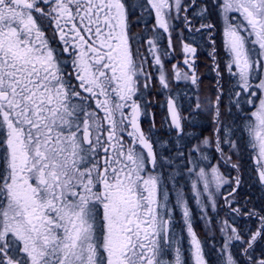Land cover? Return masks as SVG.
I'll return each instance as SVG.
<instances>
[{
    "label": "rangeland",
    "instance_id": "rangeland-1",
    "mask_svg": "<svg viewBox=\"0 0 264 264\" xmlns=\"http://www.w3.org/2000/svg\"><path fill=\"white\" fill-rule=\"evenodd\" d=\"M53 1L57 0H37V3L40 7L45 9L47 7L49 11H53L55 7ZM121 1L128 9L132 32L130 40L134 41L132 47L135 52L128 54H138L135 61L145 62V68L140 63L144 72L129 74L130 88L134 82L139 83L134 95L132 90L121 92L125 81L122 80L124 73L117 71L114 75L107 74L106 80V74H103L100 68L96 71L98 83H95L94 90L88 91L87 99L83 96L85 95L83 91L67 90L66 104H60V110L50 116L44 129L48 128V138H54L56 135L63 137L65 144H59L58 141L57 144L51 142L54 146L53 152H62V155H65V170L77 168L81 177L82 192L78 195V200L71 201L65 198L62 200L64 201L62 208L52 207L48 211L49 214L45 215L38 200L39 217L36 216L35 220L40 227H43L37 230L38 233H23L26 227H30L24 215L23 201H28L29 196L36 195L37 190L43 189L42 165L35 160L34 155L38 148L37 144L41 142L44 145V139L41 141V135L38 136L41 133V126L35 127L37 122L31 125L29 119L25 117V110L20 106L14 111L9 105L0 107L2 109L0 111V264H107L108 246L113 245L117 234H112L111 231L112 216L106 211V198L103 203L97 205L98 209L94 205L104 196L94 183L97 185L98 179H101V166L105 162V157L109 159L113 156L116 164L123 162L124 156L128 153L127 148L124 150L127 132L131 129L126 117L127 102L130 104L139 99L146 114L152 105H155L154 109L157 111L158 104L170 94L175 97L182 109L185 124L183 133L175 132L169 120H166L168 116L165 119L160 112L159 114L156 112L155 115L156 127L150 122V117L147 118V133L159 144V161L166 170L170 184L174 189L176 185L178 190L175 201L170 204L163 202L162 211H167V219L171 222L170 245L164 246L167 244L162 243L163 246L161 245L156 252L157 264H258L256 261L264 258V189L259 186L249 162L253 160H250L252 154H258L264 167V82L259 85V81L264 80V0H256L259 2L257 7L249 6L252 12L244 11L242 8L237 9V0H217L225 5L222 11L212 8L206 10L205 14L203 11L195 12L198 21L215 23L217 27L219 25L227 50L230 46H235L236 41L241 45L242 50L247 46L258 47V68L252 60L253 69L250 71L256 69L257 94L263 92V96L258 97L257 107L247 120L237 119L235 114L237 112H233L230 102L232 98L229 95L231 88L226 89L223 102L220 101V90L216 86L217 76L211 66L207 68L202 62L209 65L210 63L203 57L195 58L197 48L200 52L203 51L201 42L207 41L208 33L202 35L187 31L183 14L185 0ZM210 1L216 2V0ZM57 3L65 8L66 14H64L67 15L61 19L65 30L61 25H56L58 30H63L59 34L66 36L61 43L65 46L67 54L65 57L78 54L71 60L64 57L66 77L72 78L73 84L81 80L80 84L87 87L95 79V73L86 70L87 66L83 65L88 59L85 49L80 48L79 44L72 45L77 31L72 24L83 27L85 23L89 34L90 25L96 24L90 10L94 2L58 0ZM211 6L213 7V4ZM80 7L84 10L78 14L74 10ZM159 10L165 18L160 26L155 25L152 29L153 14L154 12L157 14ZM19 13L24 16H21L18 24L12 23L11 19L0 24V45L3 47L0 63L4 61V54L14 58L18 64L22 61L19 59L21 54L27 52L29 55L31 51L23 50L21 44L17 43L20 39H25L28 33L34 34V40L37 41L36 30L40 24L35 18V13L20 11ZM9 14L7 18L12 17V14ZM95 14L97 19L103 17L101 7L95 9ZM69 16L73 17L72 23H70L72 19H68ZM119 26L115 22L114 29L118 30ZM101 28L105 31L102 26L98 27L99 30ZM234 31L237 32L236 35ZM140 32L145 34L139 40L137 35ZM49 33H52L51 30ZM250 33L256 35L251 41L247 37ZM17 35L19 38L16 37ZM211 36L214 38L213 35ZM44 42L45 40L33 44L32 51L42 52L39 60L45 57L48 63H52L58 52L54 48L46 47L48 44L44 45ZM154 43L159 46V48L155 46L157 52H153L150 45L151 52H148L146 44ZM115 45H118L121 54H125L120 41ZM43 47L45 50L42 49ZM210 50L211 48L207 55L203 51L204 56H208ZM243 54L246 56V52ZM34 56H37L36 53ZM238 63L237 58H234L233 64ZM200 64L201 70H199ZM225 66L234 67L231 62H226ZM8 72L14 73L9 70ZM249 78L250 76L247 82L240 81L245 86L247 94L252 88ZM67 83L71 84L69 81ZM77 92L81 93L82 99L69 101V95H77ZM90 94L94 96L90 104L95 105L96 109L87 107ZM237 94L239 96V93ZM246 103L248 107L251 105L247 98ZM18 112L22 114L18 115ZM9 116L16 118L17 121L13 122L15 126L11 125ZM34 127L36 134L31 131ZM254 127L255 134L251 136L252 141H249L248 133H246L248 138H242L244 131H252ZM84 128H90L94 132L95 140L92 147H86L83 143L81 134ZM218 140L221 142V152L217 150L220 148L217 146ZM22 148L24 154L29 153L30 157L25 164H20L18 171V153ZM70 148L71 155H69ZM130 150L133 151V155L135 154L140 169H144L148 165V157H144L141 151L134 148ZM21 157L23 158L22 154ZM74 160H76L75 164ZM229 163L235 165L231 166ZM239 163H242L243 168L240 190L248 191L249 186L254 187L253 192H259L258 198L253 195L254 202L242 197L234 203L233 195L225 200L222 198L228 192L223 193V189L229 184V188L237 186L235 181L238 179ZM34 164L40 165L38 171H32ZM32 173L39 182L31 180ZM236 174L237 179L234 178ZM71 188L78 194L80 187ZM39 195L45 193L40 191ZM86 196L92 197L94 208L92 204L89 205ZM20 212L23 213L22 217H18ZM40 217H43L42 221ZM165 220L166 217L163 216L162 237H164ZM21 235L27 236V240H23ZM119 242L126 244L123 237ZM212 243H216L219 247H212ZM36 248L43 251V256L42 252L36 253ZM165 253H170V256H164ZM127 254L129 255L125 252L124 259L129 264L142 263L134 252L130 253L131 256H126ZM257 256L259 257L256 258ZM39 258L44 259L45 262L42 259L36 262Z\"/></svg>",
    "mask_w": 264,
    "mask_h": 264
},
{
    "label": "flooded vegetation",
    "instance_id": "flooded-vegetation-1",
    "mask_svg": "<svg viewBox=\"0 0 264 264\" xmlns=\"http://www.w3.org/2000/svg\"><path fill=\"white\" fill-rule=\"evenodd\" d=\"M57 1H53V5L55 6L54 10L49 11L47 7L46 9L40 7V5L37 3V0H0V24L6 22L9 19L12 20V23L18 24V22L21 20V16H24L23 14H20L19 11L22 13H35V18L40 24V26H38V29L36 30L37 41L34 40L35 35H30V33H28V36H25V39H20L19 41L17 39L19 38V35L16 36V39L18 41L16 42L21 44V48L23 50L29 49L31 51L29 52V55L27 54V52L21 54L19 59H21L22 61H20L18 64L14 61V58L8 57L4 54V61L0 63V93L4 92L3 97L5 96L4 100L0 99V107H2L3 105H9L10 108H13L14 111L17 110V106H20L25 110V117L29 119L31 125L33 124V122H37V125L35 127L41 126V133L38 136L41 135V141H43L44 139V145L41 144V142L37 144L38 148L36 152H34V155L35 160H37L38 163L42 165V171L44 173V178L42 179L43 189L37 190L38 193H36V195H39L40 191L44 192L45 195H31L28 197V201H23L25 212L24 215L27 219V223H29L30 225L29 228L26 227L23 233H38L37 230H41L43 228L42 226L40 227L39 223L35 220L36 216L39 217L40 208L38 204L40 202L41 211L45 215L49 214L48 211L52 207H55V209L62 208L64 204V201L62 200L65 198L71 201L78 200L77 197L82 192L81 177L79 172L77 171V168L73 167L68 169L69 171L67 169L65 170V155H62V152H53L54 146L51 145V142H55V144H57L58 141L59 144H65L63 141V137H61L60 135H56L54 138H48V128L44 129L45 125H47L46 122L49 120L50 116L60 110V104H66L67 90H69L70 92L83 91L85 93V95L83 96L87 99L88 97L86 95L88 91L94 90L95 83H98V78H96V71L100 68V71L103 72V74H106V80L107 74L114 75V73L117 71L124 73V75H122V80L125 81L123 90H121V92L132 90V95H134L139 83L134 82L132 84V87L130 88L129 83L131 82V80L129 74L143 73L144 71L141 68L140 63L142 67L145 68V62L139 61V63H136L135 60L137 59L136 56L138 54H128L135 51L132 47V42L134 43V41L130 40L131 36L129 34V32L131 31L129 13L123 2L121 0H92L94 2V5L90 8V10L92 11L91 17L95 18L93 21L96 22V24L92 26L90 25V29H88L89 34H87V28H85L87 25L83 23L82 20H80V22L83 23V27H78L72 24V27L77 30L76 35L74 36V41L72 40V45L79 44L80 48L85 49L84 51L85 54H87L88 59L86 60V62H84L83 65L87 66L86 70L95 73V79L87 87L80 84L81 80L73 84V79L66 77V72L64 71L66 64L64 59H75L78 54L71 55L70 57H65L67 56L65 52V46L61 45V43L66 36L59 33L65 30V25L63 26V20L61 19H64L67 15H65V8H63L60 3H57ZM237 1V9L242 8V10L244 11L249 10L252 12L249 6H252L253 8L259 6V2L256 0ZM212 4L213 7L211 6ZM47 5L49 6V4ZM232 5L234 6L235 4ZM100 7L101 12L103 13V17L101 19H97L95 17V9ZM224 7V3L222 1L217 2V0L216 2H211L210 0H185L183 2L185 25L187 31L190 33H200L202 35L208 33L207 41L202 40L201 45L202 50L206 53L205 55L208 54V50L211 48V50L209 51V55L204 56L203 51L201 50L202 52H200L199 48H197V56L195 58L203 57L210 63L209 65L205 62H202L203 64L207 65V68L211 66L213 72L217 76L216 86L220 90V101L223 102L226 89L231 88V93H229V95L230 98H232L230 102L233 108V112H237L235 113L237 119L240 118L247 120L250 117V114H252L253 110L257 107L258 97L263 96V92L259 93V95L257 94L256 84L258 83V80L256 78V69H254V73L250 71L251 69H253L252 60L255 62V67L258 68V47L256 46L255 49L253 46H247L245 50H242L241 45L238 44V41H236V45L230 46L229 50H227L226 41L221 34L222 30L220 29L219 25L217 27L215 23L198 21V19L195 18V12L197 11H203V14H205L206 10H212V8H215L218 11H222ZM83 10V7H80L78 10L74 11L80 14V12H82ZM9 13L12 14L11 18H7V15H10ZM73 17L69 16L68 19H72L70 23L73 22ZM153 18L154 25L152 26V29L155 25L160 26L165 16L162 17V13L159 10L157 14L156 12H154ZM236 21L237 20H234V22ZM115 22L117 26L121 25L122 28L115 30ZM244 22L246 23V21ZM144 23L146 26V21ZM57 24L61 25L64 29L58 30V27L56 26ZM99 26H102L105 31L102 30V28L99 30ZM49 30H51L52 33H49ZM121 31L122 35H120ZM116 33L119 34L117 35ZM144 34L145 33L140 32L137 35L139 40L144 36ZM236 34L237 32L234 31V35ZM211 35H213L214 38H212ZM209 36H211L210 40H208ZM247 37L251 41V39H255L256 35L250 33ZM75 39H77V41ZM44 40V45L48 44L46 47L54 48L58 52L55 56V60L52 63H48L45 57L43 60H39L42 56V52L32 51L33 44L37 42H43ZM119 41L125 54H121L120 50L118 49V45H115V43L118 44ZM149 45L150 47H152L153 52H157L156 47L159 48V46L156 43L146 44L147 51L151 52L149 50ZM2 49L3 47L2 45H0V61L2 59ZM42 49L45 50V47H43ZM254 50L255 52L253 53ZM62 51L63 55L61 56ZM244 52H246V56H244ZM35 53L37 55L36 57L34 56ZM99 57L101 59H98ZM234 58H237L239 62L238 64H233ZM226 62H231L234 67L227 68L225 66ZM24 63H26V65L23 67ZM54 63L56 64V66L53 65ZM17 67L19 68L16 69ZM8 70L14 71V73L11 74L8 72ZM199 70H201V64ZM160 73L162 74V71ZM249 76V81L252 88L250 90V93L247 94L245 86L240 81L246 80L247 82V78ZM112 77L115 78V76ZM67 81H69L71 84L68 85ZM263 82L264 80H260L259 85L263 84ZM82 83H84V81H82ZM257 88H259L258 85ZM80 92H77V95H69V101L81 100L82 95ZM237 93H239V96ZM94 95L96 96L97 94ZM245 96L251 104L249 105V107L247 106ZM93 97L94 96L90 94L87 107H94L96 109L95 105L90 104V101H92ZM172 101H174L177 105L182 129L181 131H176L172 127L171 128L175 132H180L182 134L185 128L182 109L178 105L175 97L172 94L168 95L165 100H162L160 104H158L157 111L154 109L155 105H152L151 108L148 109L146 114L143 111V106L139 99L137 101H132L130 104L129 102H127L126 117L128 121L131 122L132 115L134 114L137 106L141 107V123L145 131H147V118L149 117L150 122L154 127H156V112L157 114H159L160 112V114L164 118L168 116V119H165L167 121L169 120L170 122V117L168 115V105L169 103H174ZM0 111H2V109H0ZM19 114L22 113L18 112V115ZM16 116L17 112L15 117ZM9 120L12 121L11 125L15 126V123L13 122L17 121L16 118L9 116ZM35 127L31 128V131L34 134H36ZM85 129L87 130V128H84V130ZM254 130L255 127L254 129H252V131H244L242 133V138H248V135L246 134L248 133L249 141H252L251 136L253 137V135L255 134ZM94 140L95 138H93V145ZM72 141L74 142V140ZM67 142H69V139ZM154 143L159 163L155 167H151L149 163H147L148 165L144 169H140L136 162V156L135 154L133 155V151H131L130 149L134 148L137 151H141L144 157H146L148 154L142 150V143L136 133L130 129L127 132L125 141L124 150L127 148L128 153L124 156V161L114 164L115 161L113 160V156L109 157V159L105 157V162H103L104 164L102 163L101 166V179H98L97 185L93 182L94 185L98 187L97 190L100 193L104 194L101 200L98 203L95 202L94 205H96L97 207V205L103 203L106 198L105 208L106 211H109L110 215L112 216L111 231L112 234H117L116 238L114 239L113 245L110 244L108 246L109 253L107 254V264H129L128 261L124 259L125 252H134L135 254H137L138 259L140 258V261L142 262L141 264H157L156 252L159 251L161 245L163 246V241H165L167 244L164 246L170 245V237L165 238V236H161V218L163 216L166 217V219L168 218L167 211L163 212L162 206L163 202L170 204L171 202L175 201L178 195V190L176 185L174 189V187L170 184V179L169 177H167L166 170L159 161V144L157 142ZM220 145L221 142L218 140L217 146L218 148H220L217 150L219 152H221ZM23 151L24 149L22 148L18 153V171L19 166H21L20 164H25V161L30 157L29 153L24 154ZM70 151L71 148L69 150V155H71ZM21 154L23 155V158L21 157ZM222 158L225 160L223 156ZM250 160L252 161L249 162V165L251 166V169L254 170V176L258 180L259 186L264 189V167L261 156L258 154H252ZM75 163L76 160H74V164ZM229 164L231 166L235 165L233 163ZM39 166L40 165L38 164H34L32 166V171H38ZM237 167L239 171L238 179L236 177L237 174L234 176V178L236 177L237 179V181H235L237 183V186L229 188V184L227 188L223 189V193L225 191L228 192H225L226 194H224V196L222 197L223 200H225L226 198H229L230 195H233L234 198L232 199V201L234 203L238 199L241 200L244 193L243 189L240 190V186H242V181L240 179V177H242L243 170L242 163H239ZM237 167L235 166V168ZM31 176L32 181L36 180L39 182L37 177L34 178L33 173ZM236 183L234 185H236ZM72 186L80 187L77 192L78 194H76L75 189L71 188ZM251 188L249 186L248 190H250L252 194L256 198H258L259 192H253L254 187L251 186ZM86 192L84 193V195H86ZM91 198L92 197H87L86 200L88 201L89 205L92 204V208H94L93 199ZM38 200L40 202H38ZM86 205L87 204L85 203V206ZM25 206H28V208H26ZM96 209H98V207ZM175 211L176 210L174 209V212ZM22 215L23 213L20 212L18 217H22ZM40 220L42 221L43 217H40ZM121 237L124 238L126 244H122V242H119ZM26 238L27 236H22L23 240H27ZM36 249V253L42 252L41 255L43 256V251H41L39 248ZM164 256H170V253H165ZM45 258H47V255H45ZM41 259L42 258H39L36 262H40ZM42 260L43 262H45L44 259ZM256 263L264 264V258L258 259Z\"/></svg>",
    "mask_w": 264,
    "mask_h": 264
},
{
    "label": "water",
    "instance_id": "water-1",
    "mask_svg": "<svg viewBox=\"0 0 264 264\" xmlns=\"http://www.w3.org/2000/svg\"><path fill=\"white\" fill-rule=\"evenodd\" d=\"M169 110H170V114H171V118H172V122H173V125L180 129V127L178 126V122L176 121V112L174 111V105H170L169 106ZM133 126L135 128V130L138 131L139 135L141 136L142 138V141H143V146L144 148L149 152L150 154V163L151 164H154L155 163V152L152 148V143L150 141L147 140V138L145 137L144 135V132L142 130V127H141V122L139 120V117H134V120H133ZM90 132V131H89ZM87 143L89 144L90 142L87 140Z\"/></svg>",
    "mask_w": 264,
    "mask_h": 264
},
{
    "label": "bare ground",
    "instance_id": "bare-ground-1",
    "mask_svg": "<svg viewBox=\"0 0 264 264\" xmlns=\"http://www.w3.org/2000/svg\"><path fill=\"white\" fill-rule=\"evenodd\" d=\"M168 115H169V113H168ZM152 148H153V150H155L156 151V148H155V145L154 146H152ZM157 152V151H156ZM250 190H248V191H244V193H243V197H245V198H249L250 199V201L251 202H254V200H253V194H252V192L250 191ZM212 247H215V248H218L219 246L218 245H216V243H212V245H211ZM259 256H257L256 258H258ZM255 258V259H256Z\"/></svg>",
    "mask_w": 264,
    "mask_h": 264
}]
</instances>
